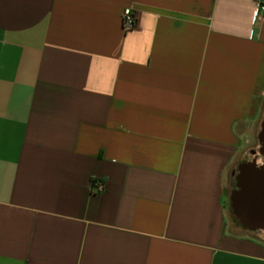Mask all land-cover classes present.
<instances>
[{"label": "crops", "instance_id": "1", "mask_svg": "<svg viewBox=\"0 0 264 264\" xmlns=\"http://www.w3.org/2000/svg\"><path fill=\"white\" fill-rule=\"evenodd\" d=\"M254 10L0 0V264H264L226 192L264 109Z\"/></svg>", "mask_w": 264, "mask_h": 264}, {"label": "water", "instance_id": "2", "mask_svg": "<svg viewBox=\"0 0 264 264\" xmlns=\"http://www.w3.org/2000/svg\"><path fill=\"white\" fill-rule=\"evenodd\" d=\"M255 141L256 146L230 171L227 208L238 229L264 238V109Z\"/></svg>", "mask_w": 264, "mask_h": 264}, {"label": "built area", "instance_id": "3", "mask_svg": "<svg viewBox=\"0 0 264 264\" xmlns=\"http://www.w3.org/2000/svg\"><path fill=\"white\" fill-rule=\"evenodd\" d=\"M255 10L253 14L254 22H257L261 18V14L264 11V0H254ZM137 24V18L130 8H126L122 12L121 26L124 32H129L135 28ZM94 188L96 192L102 191V185L100 183H95Z\"/></svg>", "mask_w": 264, "mask_h": 264}, {"label": "rangeland", "instance_id": "4", "mask_svg": "<svg viewBox=\"0 0 264 264\" xmlns=\"http://www.w3.org/2000/svg\"><path fill=\"white\" fill-rule=\"evenodd\" d=\"M256 146V141H255V136L253 135L251 137V141H250V145H249V148L246 150L245 154H244V157L243 159L245 158V156L247 155V151L254 148ZM230 190V181L228 182V186H227V193L229 192ZM231 218V217H230ZM238 229V228H237ZM240 232L243 233L242 230L238 229ZM246 234V233H245ZM251 236V235H250ZM253 238L257 239L258 241H260L263 245H264V238H259V237H255V236H252Z\"/></svg>", "mask_w": 264, "mask_h": 264}, {"label": "trees", "instance_id": "5", "mask_svg": "<svg viewBox=\"0 0 264 264\" xmlns=\"http://www.w3.org/2000/svg\"><path fill=\"white\" fill-rule=\"evenodd\" d=\"M242 159H243V158H242ZM242 159H241V160H242Z\"/></svg>", "mask_w": 264, "mask_h": 264}]
</instances>
